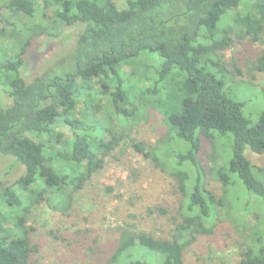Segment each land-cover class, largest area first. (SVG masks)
Wrapping results in <instances>:
<instances>
[{"label": "trees", "instance_id": "obj_1", "mask_svg": "<svg viewBox=\"0 0 264 264\" xmlns=\"http://www.w3.org/2000/svg\"><path fill=\"white\" fill-rule=\"evenodd\" d=\"M41 1L43 10L52 13L43 16L45 21L51 17L63 28L83 29L67 58L71 68L60 77L54 71L63 65L30 83L21 75L31 40L58 36L41 24L30 27L31 35L17 54L0 60V89L11 100L9 106H0V159L10 158L23 170L11 186L0 183V264H31L37 253L27 227L31 208L45 202L67 213L73 195L104 168L105 160L127 138L132 114L126 107L134 106L137 90L141 104L148 103L147 97L162 102L172 76L178 81L177 92L165 105H157L166 126L161 141L166 142L163 146L171 144L165 158L182 193L175 228L167 238L121 230L110 264L119 259L125 264H186L187 248L197 237L212 235L226 199L206 188L207 174L199 159L201 138L210 141L213 154L220 145L217 136L232 139L228 171L264 210V169H255L245 157L246 150L264 154V113L255 123L244 116L242 105L225 91L229 72L217 54L231 45V40L218 36L226 26L240 28L239 40L247 35L252 42L258 40L264 28V0L253 4V0H127L121 10L116 0ZM3 6L11 16L26 20L36 18L40 10L36 0H7ZM21 35L19 30L13 37L18 41ZM145 54L156 55L160 65L148 73L146 88L126 79L123 72L127 66L136 67L135 61ZM212 58L217 61L210 62ZM208 64L220 69L218 78L206 71ZM253 70L264 74V53L256 58ZM102 110L122 127L118 135L98 125L92 114ZM59 123L70 128L72 140L55 155L49 144L50 138L56 139ZM106 132L109 139L103 137ZM130 143L137 154L160 163L154 155L158 150ZM217 179L225 194L231 183L228 175L219 172ZM232 200L237 212H249V201L234 196ZM245 241L239 264H264V235L254 232Z\"/></svg>", "mask_w": 264, "mask_h": 264}, {"label": "rangeland", "instance_id": "obj_2", "mask_svg": "<svg viewBox=\"0 0 264 264\" xmlns=\"http://www.w3.org/2000/svg\"><path fill=\"white\" fill-rule=\"evenodd\" d=\"M6 1L0 0V60L6 61L11 58L9 56L17 54L31 35L30 27L41 24L48 27L49 31L58 33V36L35 37L31 40L32 46L28 49L25 65L21 70L22 77L30 83L58 65L64 67L57 68L54 76L60 77L65 71H69L71 64H68L67 58L74 48L76 36L83 28H63L51 17L45 21L43 16H51L52 13L43 10L41 0H36L40 9L36 12V18L26 20L13 17L4 9ZM256 1L259 0H253L251 4ZM116 2L120 10L126 7L127 0ZM233 27L226 26L218 34L219 37L231 40L229 49L217 52L218 62L229 72L225 91L242 105L244 116L255 123L264 113V74L253 70L256 58L264 53V28L258 40L252 42V36L249 35L239 40L242 36L240 28L235 25ZM19 30L22 35L16 41L13 36ZM241 30L246 32L247 29L243 27ZM215 60L212 58L210 62L215 63ZM135 64L136 67L131 65L123 69L126 79L135 80L139 87H148L147 82L145 83L148 73L151 69L160 68L157 56L142 55ZM205 69L216 78L220 75V69L214 65L208 64ZM141 80H144V84ZM97 81L95 87L100 88V82ZM177 90L178 81L173 76L168 82L162 102L160 98H155L153 102L147 97L148 103L141 104L140 89L137 90L134 106L126 107L132 114L130 123L126 125L130 128L125 133L127 138L105 160L104 168L91 178L82 191L73 195L72 207L67 213L57 212L45 202L31 208L27 227L31 230L32 245L37 248V253L32 255L31 264H110L121 230L144 232L159 238H167L173 232V219L177 216L182 193L172 177L171 164L165 158L170 154L166 147L171 144L163 146L166 142L161 141L164 139L166 126L157 104L165 105L168 97L174 96ZM10 104L11 100L0 89V106L7 107ZM114 110L112 107L111 112ZM92 115L100 127L109 128L117 135L121 132L122 127L115 124L113 116L109 117L103 110ZM54 133L59 137L55 135L56 139L50 138L49 152L56 155L63 148H68L72 133L63 123H59ZM104 136L106 139L110 138L107 132ZM217 137L220 145H217L215 154L210 141L201 138L199 159L207 174L206 188L217 198L226 199L225 211L215 222L212 235L197 237L187 248L186 264H239L245 239L250 238L254 232L264 235L262 205L256 197L248 195L237 176L228 171L229 161L233 156L232 139ZM132 140L144 144L150 151L158 150L154 155H158L160 163L137 154L131 147ZM159 143L162 145H158ZM245 157L255 169H264V154L255 155L246 150ZM12 162L10 158L0 159V183L4 187L11 186L23 173L22 168ZM219 172H225L231 182L225 194L217 179ZM233 196L238 201H249L248 213L236 211L232 203ZM159 210H165L167 215H161ZM7 230L12 233L11 228ZM248 244L252 245L251 242ZM120 262L125 264L123 259H119L117 264Z\"/></svg>", "mask_w": 264, "mask_h": 264}]
</instances>
